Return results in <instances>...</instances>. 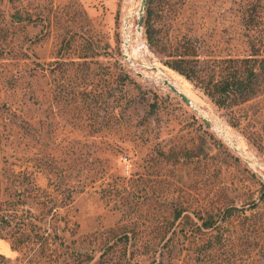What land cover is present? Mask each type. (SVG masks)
Returning <instances> with one entry per match:
<instances>
[{"label":"rangeland","instance_id":"1","mask_svg":"<svg viewBox=\"0 0 264 264\" xmlns=\"http://www.w3.org/2000/svg\"><path fill=\"white\" fill-rule=\"evenodd\" d=\"M150 1L154 46L144 21L135 30L139 0H0V264H264V99L221 109L200 77L164 64L199 59L204 76V59L263 48L264 0ZM128 14L134 64L122 56ZM219 120L259 166L225 143ZM174 208L188 218L168 251ZM205 212L219 241L191 230Z\"/></svg>","mask_w":264,"mask_h":264},{"label":"trees","instance_id":"2","mask_svg":"<svg viewBox=\"0 0 264 264\" xmlns=\"http://www.w3.org/2000/svg\"><path fill=\"white\" fill-rule=\"evenodd\" d=\"M149 2L151 1L147 0L144 32L148 42L154 46L156 44L154 40V28L150 22L151 6ZM259 42L262 45V40H259ZM193 62L197 64L192 66ZM202 62H208L205 70L208 69L209 73L204 76H195L200 71L196 69L198 64L201 63L199 59L190 61L178 58L172 61H165L164 64L184 76L187 80L193 81L194 77H200L197 79L204 93L221 109L232 111L234 108L244 106L250 101L264 99V47L261 48L256 43L250 41L249 53L247 55L229 56L227 58L213 59L212 61L204 59ZM121 75L123 79L131 80L130 75L126 71H123ZM119 103V107L123 109L127 106L122 101ZM230 121L232 126L239 125L235 116H230ZM234 209L236 208L226 209L221 219L224 218L226 220L231 217ZM184 211L181 208H174L173 210V219L171 222L169 221L168 226L165 228L166 235L170 233L162 244V248L165 250H170L171 246L169 245L173 240L172 235L176 232L175 228H172V225L181 216H185L183 214ZM185 217L188 218V216ZM198 219L201 221L200 224L191 222L192 232L196 231L203 234V229H216L217 234L211 233L214 236L211 238L218 239L219 241L224 237L223 231H219V226L215 225L217 223L215 215L205 212V216L198 215ZM184 236H187V233H184Z\"/></svg>","mask_w":264,"mask_h":264},{"label":"water","instance_id":"3","mask_svg":"<svg viewBox=\"0 0 264 264\" xmlns=\"http://www.w3.org/2000/svg\"><path fill=\"white\" fill-rule=\"evenodd\" d=\"M146 5H147V0H139V6L138 8L136 9L135 11V14H136V26H135V30L136 32L140 33L141 30H142V27H143V21H144V12L146 10ZM131 17V14H128L126 17H125V20H124V32L126 31V27L128 26V21ZM128 41H129V36L128 35H124V39H123V46H124V49H123V58L128 60V62L130 64H134V61L131 59L130 57V54L128 53ZM144 67L148 68L149 70L153 71L154 73H161L163 76H160V82H162V84L164 86H166L172 93H174L176 96H178L182 102L190 107L192 110H194V112L196 114L199 115V117L201 118V120L203 121V123L207 126V127H212L213 126V119L206 116L202 110L200 109V107L196 106L192 100L186 95L184 94L183 92H181L175 85L174 83H172V81L164 76V73L163 71L159 68V66H157L154 62L153 63H150V64H147L145 65ZM137 75L139 77H146L144 74H142L141 72H137ZM215 123L218 124V121L215 120ZM219 125V124H218ZM219 134H221L224 138V141L226 144H228L229 146H232L233 150L237 153H239L243 160H245L248 164L250 165H256V166H259L258 164H256L254 161H252L251 159H249L248 157L244 156V154L242 153V150L240 148V146L235 142L233 141L232 139H230L221 129L217 131ZM260 176H262L264 178V175L260 174Z\"/></svg>","mask_w":264,"mask_h":264},{"label":"bare ground","instance_id":"4","mask_svg":"<svg viewBox=\"0 0 264 264\" xmlns=\"http://www.w3.org/2000/svg\"><path fill=\"white\" fill-rule=\"evenodd\" d=\"M129 23H130V21H129ZM128 23V26L126 27V31H125V34L126 35H128L129 36V34H128V28H129V26H130V24ZM138 33V32H137ZM131 55H133V53L131 54ZM157 66H159V68L163 71V73H164V76H166V77H168L171 81H172V83H174V85L181 91V92H183L184 93V91L182 90V88L180 87V85L178 84V81H177V79H176V76L175 75H173L171 72H170V70H168L167 68H165L164 66H162L161 64H158ZM178 73V72H177ZM157 76H158V78L156 79V80H159L160 79V76H163L161 73H155ZM181 75V74H180ZM154 78V77H153ZM184 94H186V93H184ZM187 95V94H186ZM191 100H192V102L196 105V106H198V107H200V105H197L194 101H193V99L189 96V95H187ZM202 111L204 112V110H203V107H202ZM204 114H206L205 112H204ZM214 117V116H213ZM218 119V118H217ZM220 121V120H219ZM220 123L222 124V122L220 121ZM222 126L224 127V125L222 124ZM215 127H217L216 125L214 126V129H215ZM224 131H225V133L232 139V140H234L235 142H237L240 146H241V148L243 149V151H244V153H247V154H249V152H248V150L244 147V146H242V145H244L243 143H242V141L239 139V138H237L236 136H235V134L232 132V131H230V130H227L225 127H224ZM250 155V154H249ZM251 156V155H250Z\"/></svg>","mask_w":264,"mask_h":264}]
</instances>
